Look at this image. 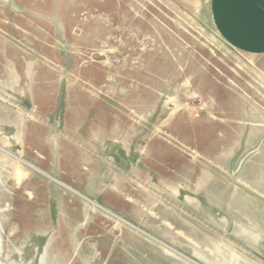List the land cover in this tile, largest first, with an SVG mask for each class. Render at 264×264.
<instances>
[{
  "label": "rangeland",
  "instance_id": "obj_1",
  "mask_svg": "<svg viewBox=\"0 0 264 264\" xmlns=\"http://www.w3.org/2000/svg\"><path fill=\"white\" fill-rule=\"evenodd\" d=\"M243 49L208 0H0V264H264V49Z\"/></svg>",
  "mask_w": 264,
  "mask_h": 264
},
{
  "label": "crops",
  "instance_id": "obj_2",
  "mask_svg": "<svg viewBox=\"0 0 264 264\" xmlns=\"http://www.w3.org/2000/svg\"><path fill=\"white\" fill-rule=\"evenodd\" d=\"M208 4L209 14L215 29L217 32H221L231 45L241 49L245 48L243 50L252 52L264 49V0H208ZM2 109L5 111L6 108ZM4 122L5 121L3 120V123ZM61 142L63 143L59 138H55L54 140L46 139L42 145H44V147H46L45 145L53 147L54 144L59 145ZM34 149H36H32L34 153L43 157L42 154L44 153L41 152V154L40 152H37L38 150L35 147ZM23 157L26 161H20H23L30 168L37 169L34 166H38L41 170H37L42 173L44 172V175L46 174L45 176H49L48 178L52 179V181L56 183L58 182V185H63L67 189L72 190L78 196L86 198L83 190H80V192L82 191L81 193L75 191L74 188L79 187L71 185V180L65 179L60 173H57L58 171L62 172V169L59 168V166L55 165L54 168L46 169L42 167L43 161L31 160L25 156V154H23ZM45 172L55 174L54 176L56 178L51 177ZM30 179L31 181L35 179L44 181L37 176H31ZM31 195L34 196L32 193Z\"/></svg>",
  "mask_w": 264,
  "mask_h": 264
},
{
  "label": "bare ground",
  "instance_id": "obj_3",
  "mask_svg": "<svg viewBox=\"0 0 264 264\" xmlns=\"http://www.w3.org/2000/svg\"><path fill=\"white\" fill-rule=\"evenodd\" d=\"M7 153V152H6ZM46 175V174H45ZM49 177V176H48ZM14 180V179H13ZM58 183V182H57ZM11 184V183H10ZM14 185V184H13ZM63 186V185H62ZM96 204V203H95ZM101 207V206H100ZM172 248V247H171ZM172 250V249H171Z\"/></svg>",
  "mask_w": 264,
  "mask_h": 264
}]
</instances>
